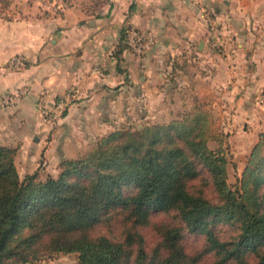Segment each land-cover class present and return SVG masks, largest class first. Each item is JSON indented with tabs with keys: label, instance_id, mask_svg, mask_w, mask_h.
Segmentation results:
<instances>
[{
	"label": "crops",
	"instance_id": "1",
	"mask_svg": "<svg viewBox=\"0 0 264 264\" xmlns=\"http://www.w3.org/2000/svg\"><path fill=\"white\" fill-rule=\"evenodd\" d=\"M22 10L0 17V143L17 148L21 175L57 172L71 147L123 121L171 120L197 105L230 137L247 139L245 152L264 130V0H73L59 13L36 2ZM128 26L154 34L147 53L124 42ZM19 87L29 93L3 104ZM70 88L77 98L60 121L46 118L42 102L52 106Z\"/></svg>",
	"mask_w": 264,
	"mask_h": 264
},
{
	"label": "trees",
	"instance_id": "2",
	"mask_svg": "<svg viewBox=\"0 0 264 264\" xmlns=\"http://www.w3.org/2000/svg\"><path fill=\"white\" fill-rule=\"evenodd\" d=\"M228 135L210 108L197 105L168 121L114 129L46 178L38 170L21 177L17 148L0 143V264L73 252L76 264H204L208 257L209 264H264V131L235 186ZM155 212L173 220L156 224L158 240L149 247L141 226ZM114 219L123 228L119 239L93 234ZM221 223L235 225V233L218 229ZM188 237L197 244L189 247Z\"/></svg>",
	"mask_w": 264,
	"mask_h": 264
},
{
	"label": "rangeland",
	"instance_id": "3",
	"mask_svg": "<svg viewBox=\"0 0 264 264\" xmlns=\"http://www.w3.org/2000/svg\"><path fill=\"white\" fill-rule=\"evenodd\" d=\"M34 2L35 1H26V0H0V17L12 18V17H16V16H23L24 10H22V9L29 4L33 5ZM38 8L41 12H43V9L39 5H38ZM47 13L48 12H46V14ZM63 111H64L63 109L52 110V112H51L52 117H53V119H55V121H57V123H58V121H60L61 116L63 114ZM162 121H168V120L137 121V120L133 119L131 122H128V121L124 122L123 121L120 125L114 127V129L131 128L133 130H136L139 128V126H141L144 123L162 122ZM216 123L220 127L222 126L223 129L225 128V126H223V124L220 123L219 121L216 120ZM110 131H112V130H110ZM110 131H108V132H110ZM104 134H106V133H104ZM104 134H102V135H104ZM102 135L93 139L90 143L88 142V144L85 145L84 147H82L81 150H79L78 152L77 151L75 152V147H71V149H70L71 151L68 153V155L62 157V159L58 165V170H56L57 172L53 173L52 175L57 176L59 174V172L62 169L61 168V162L65 158H78V157H81V156L85 155L86 153H88L91 150V148L94 146L97 139L99 137H101ZM246 140L247 139H245V138H243V139L232 138V137H230V135H228V137H227V145H225V147L228 150L227 151V156L229 159L228 174H229V182L233 186L238 184L240 177L243 174V170L246 166L248 156H249L254 144L256 143L255 142L253 144V146L250 148V150L248 152H245V150L242 149V145L245 144ZM210 145L212 148L216 149V148H218L219 143L216 140H211ZM239 149H241L244 152L241 153V151ZM72 152H74V153H72ZM48 174H51V173L43 172L40 175H41V178H46ZM21 177H24V175L22 174ZM197 180H199V179H197ZM196 183L198 184L199 182L197 181ZM206 194L211 199H213L214 201H218V197L216 195V192L212 189L211 185H208L206 187ZM172 220H173V217L169 213H166V212L156 213L155 212L153 217H152L151 224H149L147 226H141L142 233L146 237L147 246L150 247V246L154 245L158 240V234L156 231V224L158 225V224H162L164 222H170ZM122 229L123 228L121 225V221L119 219H114L111 224H107L106 222L101 223V225H99L98 227L93 229V234H106V235L110 236L111 238L119 239L121 237ZM218 229H223L226 232V234H230V233L232 234V233H235L234 229H237V228L232 223H221L218 225ZM187 243H188L189 247H193L194 245L197 244V241L192 237H188ZM210 261H212V258L208 257L204 264H209ZM76 262H77V253L73 252V253H66V254L58 253V254H55L52 256H47V257H44L43 259H41L39 262H36L34 264H76ZM226 264H235V263H226Z\"/></svg>",
	"mask_w": 264,
	"mask_h": 264
},
{
	"label": "built area",
	"instance_id": "4",
	"mask_svg": "<svg viewBox=\"0 0 264 264\" xmlns=\"http://www.w3.org/2000/svg\"><path fill=\"white\" fill-rule=\"evenodd\" d=\"M35 1L45 12L52 11L55 13L63 12L68 9L73 0H26ZM210 30L213 35L218 37L221 34V29L216 20L211 14L207 15ZM124 42L132 48L138 54H145L149 51L154 43L155 36L153 33H144L140 29L134 26H128L124 30ZM13 62L19 64L20 58H14ZM29 93L27 87H19L12 90H7L3 93L2 103L5 105L18 102L23 96ZM77 98V91L74 88L68 89L63 94L59 95L57 99L52 103V106L47 102H42L41 111L46 118L52 119V110H65L69 103ZM261 102L264 103V93L261 97Z\"/></svg>",
	"mask_w": 264,
	"mask_h": 264
}]
</instances>
